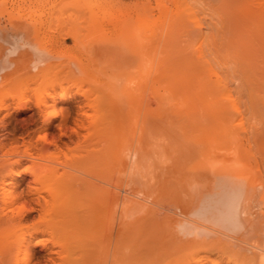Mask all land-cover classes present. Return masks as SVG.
<instances>
[{"label":"bare ground","instance_id":"obj_1","mask_svg":"<svg viewBox=\"0 0 264 264\" xmlns=\"http://www.w3.org/2000/svg\"><path fill=\"white\" fill-rule=\"evenodd\" d=\"M212 7L220 19L205 32V54L180 46L182 54L166 55L175 71L154 54L164 71L149 61L141 81L120 77L107 97L103 88L121 63L113 65L119 72L110 66L120 61L107 64L113 74L101 82L76 56L67 77L14 83L23 75L17 50L34 64L55 57L60 43L31 33L43 20L24 5L0 8V95L7 90L11 99L0 97V264H264V0ZM162 9L156 31L137 32L142 46L173 24L188 27L189 19H168ZM189 26L204 35L201 25ZM72 30L60 37L79 42ZM130 37L129 47L139 43ZM128 52L122 75L139 70L133 61L146 53ZM178 53L210 61L193 73L177 64ZM160 71L159 80L151 76Z\"/></svg>","mask_w":264,"mask_h":264},{"label":"rangeland","instance_id":"obj_2","mask_svg":"<svg viewBox=\"0 0 264 264\" xmlns=\"http://www.w3.org/2000/svg\"><path fill=\"white\" fill-rule=\"evenodd\" d=\"M214 3H216V0H213V1H209V0H0L1 10L6 9V8H11V6H17L20 4L24 5L26 7V10L29 13H32V16L34 18L37 17L38 19H40V21L43 20V22H44L43 23L41 21L42 26H41V24H38L41 26L40 29L34 28L31 30V33H35V35H38V37H40L41 39L43 38L45 40H51V38H52L53 41L60 43L56 47V54H55L56 56L55 57L50 58V59H46V60H43L39 63H34V64H32V62H33L32 58L33 57H32V54L30 52H27L25 49L17 50L15 55H14V58L16 57L15 60H16L17 64H19V66L21 67V69L23 71V75L21 74V77L13 80V82L14 83H19V82L26 83V82H28L33 87V86H36L41 81L44 82L45 80H52L55 77H63V78L67 77L68 74L70 73V70H71V65H72L71 60L76 56H79V58L81 59L79 62V65L81 67L89 68V74L90 75L88 74V76H90V77L93 76V78H94L96 75L97 76L95 78L96 81H97V79H99L97 82H101L104 79L102 77H105V75L110 77L113 74V72L110 70L111 68L108 67L109 65L112 64L113 61H117V62L120 61V62H118L117 65H115L116 62H115V64L113 63L112 66H110V67H112V70H114V69L117 70V68L113 67V65L117 67L118 64L121 63V64H119L120 67L118 68V70L121 68L119 71L122 72V70H123L122 65H123L125 60L123 61L120 58L121 57L126 58L128 51H129L128 55H129L130 51H131L130 54L133 53L134 55H135V53L140 52V51H144V53L146 52L145 53L146 57L144 55L140 54V56L142 58L139 57L137 60H135L138 63L133 61V63L140 65V68H138L139 70H137L135 72H132V68H131V72L133 75H130V71L128 70L129 68H127L126 71H129V72H127L126 75H122V73H120L117 70L119 72V73L118 72L117 73L120 76H117L118 74H114L110 78L107 79L108 81L110 80V82H109L110 85H108L109 84L108 83L106 87H104V88L102 87L104 94H106L105 97H107V95H108L107 92L111 88V85L115 84V87H118V86L120 87L121 84L123 83V82L121 83V80L124 81V84H131L134 82L141 81V78L139 76H141L142 74H144L146 72L144 69L147 70L148 68H150V65H151L152 70L155 71L158 68V66L162 65V63H160V65L157 64V63H159V61H158L159 59H157V57L154 58V54H156V56H158V57H159V54L161 56L164 55L163 59L165 58L166 62L164 60L163 61L167 64L169 63L168 68L173 69V70L176 67L172 68L173 65H170V62H169L170 56L168 55V58H167L166 55L170 52L173 55L174 52L178 48H179V50L182 49V48H180V46L188 45L190 47V49L191 48L195 49L196 47H199V51L200 52L202 51L205 54L207 47H208V41H209V38H207L208 36L206 35V37H205V32L207 30H209L208 27L210 25V22L213 21L215 16L217 18V15L219 13V12L218 13L216 12L217 15L215 14V10L212 7ZM129 4L130 5L137 4V6H139V7H138V9H134V11H132L133 9H131V10L125 9L124 7L129 5ZM75 8L81 10V13H79L80 11L77 10V14L78 13L81 14L79 18H77L79 15L77 17L74 16V15H76L75 14L76 13ZM162 8H165L166 15H167L168 19L176 18L177 16L181 17V18L185 17V18L189 19L188 20L189 21L188 27H191V26H189L190 23L192 26H195L197 24L201 25L202 30L204 31L203 32L204 35L202 34L200 37V35L197 36L198 34L196 35L195 33H192L191 32L192 30L189 31L190 29H192V27L189 28L188 30H186L188 27L185 29V27H183V26H180V25L177 26V24L176 25L173 24L175 27L173 28L172 27L173 25L171 26V28H173V31L171 30L172 33L171 34L169 33L170 35L167 33V36H165V34H163L162 37L160 36L159 40H161V39L163 40V38H164L163 41L162 40L158 41L157 39H155V40L152 39V41H154V43H153L150 40L153 43V44L150 43L152 45V48H150L151 46L148 47L150 45L149 43L147 44V46H142L144 43L141 42V40L138 38L139 36H141V35H139L140 34L139 31L143 32V33L141 32L143 36H145L147 33H149L151 31L150 30L151 28H153V30L156 31L157 29H155V28L159 25L158 23H160V20H158V19H160L159 16L161 15L160 10L164 11ZM52 9H54V10L51 12ZM140 9H141V11L143 9H145V10H143L144 13L142 11L143 15L139 17L137 12H138V10L140 11ZM64 10H66V11H64ZM3 12H6V10H3ZM109 12L112 13L113 16H117V17L121 16V18H123V17L124 18L125 17L131 18L130 15H132V20L129 19L131 23L130 24L128 23L129 21H127L128 20L127 18L124 20L120 19L117 21H113L114 23L113 22L108 23L106 21L101 22L100 19H98L99 16H102L103 14L109 13ZM70 13L72 16L70 15ZM121 14H124V15H121ZM219 15H218V17L220 19ZM64 16H65V18H64ZM72 17H73V19L76 17L75 22H77L76 20L80 19L78 21L79 23H74L73 21H68V18H70L69 20H71ZM163 17L164 16H162L161 19H163ZM59 19H62L63 21H61ZM81 20H83V22L80 24ZM125 20H126V22H125ZM71 23H72V25H71ZM211 23L214 24V22H211ZM75 24H77L76 27H75ZM70 25L72 26V28L70 27ZM68 27H70L71 29L69 28V30H68ZM74 29H75V31H74ZM144 29H146V30L148 29L147 32ZM70 30H72V32L74 31V33L77 36H79V38H80L79 42H74L72 37H68V39L67 38L64 39L63 37H60V36H64L65 33L63 34V32H67ZM242 30L240 29V31H239V35H241V36L243 35L241 32L245 33L244 35H246L248 32L252 31V29L251 30L249 29L248 32L245 31L246 29H244V31H242ZM126 33H128L129 36H126ZM130 35H132V36L134 35L135 37H137L136 41L139 39L138 40L139 43H137V42L133 43L134 42V39H133L132 40L133 41L132 46H130L132 49L134 48L133 51H136L135 53L129 47V45L131 44V42H129L131 39ZM137 35H139V36H137ZM143 36H141V37H143ZM116 37L118 38L117 40L121 41L120 45L116 43L117 42V41H115ZM167 37H169V38L167 39ZM111 38H112L111 41H113V42L115 41L114 43H116V44H111V43H113V42H110V40H109ZM132 38H134V37H132ZM153 38H156V37L154 36ZM57 39H58V41H57ZM105 39L107 42L108 41L109 42L105 43V41H104ZM104 43L107 44L106 48L102 47ZM109 43H110V45H109ZM118 43H120V42H118ZM136 43L139 45L142 44L141 45L142 47L141 46L138 47V45ZM134 46L137 47V49H135ZM144 47H146L147 49L146 48L143 49ZM102 48H105V50L100 51V49H102ZM148 48L151 49V50L149 49V51H151V55L153 54L152 55L153 57L150 55ZM181 51L182 50H180V52ZM63 52L65 53V55L61 56V53H63ZM137 54H139V53H137ZM181 54H182V52H181ZM178 55L180 56L179 53H178ZM174 57H175V59L178 58L177 55ZM181 57L182 56H180L179 58H181ZM148 58H150V59L154 58L156 60L151 61L150 59L148 60ZM189 58H191V57H189ZM160 60L162 61V57L160 58ZM190 60H192V59H190ZM171 61H172V59H171ZM176 61H177V64L179 66L181 65V66L185 67V66L190 65L189 70H191V71L193 70L192 72L194 73V72H197V70L194 71L195 68L196 69L202 68L206 64V62L210 61V60H209L208 55H203L202 57H197V58L195 57V59L193 61L185 60V58H183V57H182V59H180V60L177 59ZM109 62H111V64ZM140 62L142 63V65ZM147 62H149L148 64H150V65L146 64ZM108 63H109V65L107 66ZM153 63H156L157 65H154ZM174 63H176V62H174ZM129 64H126L127 67H130V66H128ZM135 64H132V65L134 66ZM145 64L147 66H145ZM167 64H165V66H167ZM105 66H107L108 69L105 68ZM162 66H160L159 68H162ZM179 66H177V67H179ZM102 67L106 70V73L109 75H107L106 73L103 74V71L101 70V69H103ZM124 67L126 68V66H124ZM191 68H193V69H191ZM116 70H115V72H116ZM140 70H141V72H140ZM161 70L164 71V68H162ZM184 70L186 71V69H184ZM138 71L140 72L139 75L135 74V73H138ZM143 71H144V73H143ZM165 71H166V69H165ZM167 71H169V70H167ZM128 73H129V75H128ZM165 73L167 74L166 76H168V73L167 72H165ZM34 74L36 75V78H33ZM160 74H163V72L160 71L155 75L153 73V75H151V76L154 77L155 79H158ZM187 74H189V72H187ZM198 74H200V73H197L196 75H198ZM98 76H100V77H98ZM115 76H117V77H115ZM125 76H129V77L125 78ZM132 76H133V78H132ZM143 76H142V78H143ZM175 76H177V75H175ZM178 76H180V75L178 74ZM182 76L185 77V75H182ZM114 77L116 79H118V77H119L118 82L122 78L119 82L120 84H117L118 82L116 81V79L113 80ZM105 78H107V77H105ZM164 78H165V75H164ZM194 78H197V76ZM111 81H114V82L116 81V82L112 83ZM13 82L10 81V84H12ZM6 91L7 90H5L3 92L4 95H2V96L0 95V97H1V99L4 97V99H2V100H4V101L6 100L7 103H9V102H11V99L9 96L10 94L9 95L6 94V93H8V91L7 92ZM33 92L34 91L30 90L27 93L33 94ZM30 113H32V110H26L24 113L19 114L18 117L23 119V122H24V119ZM262 115L264 116V111H263ZM258 118L260 120L261 118L263 119L264 117L260 118V116H259ZM258 118H257V120H258ZM259 125H260V123H259ZM261 125L259 126V129H260V127H262L263 131H264V127H263L264 126V120L261 123ZM262 138L260 140L264 139V138L263 139ZM262 142L260 143L259 146L263 145ZM262 148L264 149V146ZM254 163L255 162L253 161V164Z\"/></svg>","mask_w":264,"mask_h":264}]
</instances>
